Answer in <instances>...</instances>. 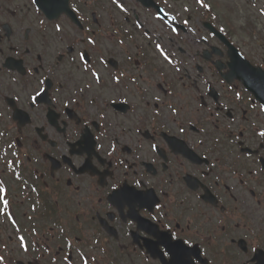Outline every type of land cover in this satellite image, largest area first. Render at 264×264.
<instances>
[{"label":"flooded vegetation","instance_id":"obj_1","mask_svg":"<svg viewBox=\"0 0 264 264\" xmlns=\"http://www.w3.org/2000/svg\"><path fill=\"white\" fill-rule=\"evenodd\" d=\"M204 3L0 0V163L69 229L48 264H172L166 224L192 264H264V0Z\"/></svg>","mask_w":264,"mask_h":264},{"label":"snow or ice","instance_id":"obj_2","mask_svg":"<svg viewBox=\"0 0 264 264\" xmlns=\"http://www.w3.org/2000/svg\"><path fill=\"white\" fill-rule=\"evenodd\" d=\"M113 3H117V0H113ZM197 4H200L202 7H209L208 4L204 3V0H196ZM118 7L121 8L122 11H126V9H124L122 4H118ZM184 11H189L188 8H185ZM261 14L264 15V10H261ZM190 19V18H189ZM189 20L185 19L184 20V24H188ZM55 30L57 32H61V26L59 24H57L55 26ZM173 31H175V29H173ZM88 44L90 45H95L96 41L89 38L88 39ZM119 43L123 44V41H120ZM157 49L160 50V54L161 56H163V58L168 61V63H173V61L171 60V58L168 56L167 53H165L163 51V49L161 48V46L159 44L156 45ZM95 50V49H93ZM80 60L84 61L85 64H88L90 62V58L88 56L87 52H81L79 55ZM101 63H103V57L100 58ZM177 71H179V69H177ZM92 75L95 77L96 82L99 83L100 82V78L99 75L95 72L92 73ZM116 83L120 82V77L117 76L114 78ZM81 92H83V89H80ZM37 95H40V93L38 92ZM237 98H239V94H237ZM33 101H35V97L32 98ZM176 108H172V112L173 114L176 113ZM260 111L264 112V106H261ZM180 131L183 132V127L180 128ZM256 134L261 137L264 138V131H257ZM3 133H0V136H2ZM262 145H264V139H262ZM140 185V182L137 181V186ZM0 192H4L3 188H0ZM118 195H123L125 197H129V198H142L143 199V203L141 204V207H152L153 204L149 202V195L147 193H120ZM4 204L5 206H7L8 201L4 200ZM157 209H160L162 206L160 204H155L154 205ZM163 217L166 219L167 218V214L166 213H162ZM159 217L153 215L151 216V221L153 222H157L159 221ZM147 227L145 228V231H148L149 229H155L156 228V223H148L147 221L144 222ZM165 229L166 231L164 232H153V235L157 236V240L161 243L165 245V250H163V254L164 255H168L169 253L172 254V264H192L193 261V257H195L196 255H198L192 248V245L190 243L189 239H184L181 237H178L177 235H175L172 231H171V226L169 224L165 225ZM20 245L21 247L24 249V251H28V248L24 245V237H20ZM95 243H98V241H94ZM253 251H255V249H253ZM3 260V257H0V261ZM86 264V262H85Z\"/></svg>","mask_w":264,"mask_h":264}]
</instances>
